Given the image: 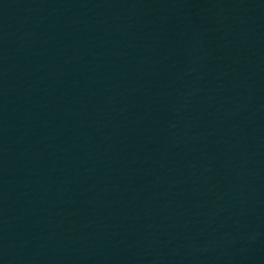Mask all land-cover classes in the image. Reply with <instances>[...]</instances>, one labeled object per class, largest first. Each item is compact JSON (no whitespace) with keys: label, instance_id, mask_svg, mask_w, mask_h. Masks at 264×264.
Wrapping results in <instances>:
<instances>
[{"label":"water","instance_id":"water-1","mask_svg":"<svg viewBox=\"0 0 264 264\" xmlns=\"http://www.w3.org/2000/svg\"><path fill=\"white\" fill-rule=\"evenodd\" d=\"M0 264H264V0H0Z\"/></svg>","mask_w":264,"mask_h":264}]
</instances>
